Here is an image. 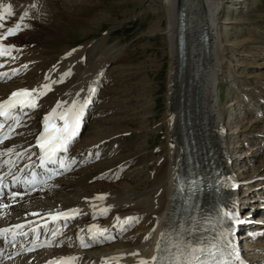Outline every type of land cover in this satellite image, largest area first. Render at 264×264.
I'll list each match as a JSON object with an SVG mask.
<instances>
[{
	"label": "bare ground",
	"instance_id": "1",
	"mask_svg": "<svg viewBox=\"0 0 264 264\" xmlns=\"http://www.w3.org/2000/svg\"><path fill=\"white\" fill-rule=\"evenodd\" d=\"M11 1L12 3L6 2L7 4L5 1L3 2L5 7L4 9L0 8V13H5L4 10L11 6L12 14L15 15L17 13L13 8L15 5L21 9L23 15L27 12L31 19L28 22H23L9 17L7 20L0 21V23L8 25L5 29L13 28L17 23H20L21 28L24 26V30H31L34 29L33 22L38 21L36 23L38 26L49 29L48 37L50 38L40 40V45L33 48H31L32 46L28 47L29 45L14 48L15 46L10 43L11 39L8 37L0 41L3 45L14 48L10 56L0 59V63L6 61V68L10 69L8 75L12 76L8 80V76L5 77V80L4 77L0 78V101L7 99L15 89L20 87L32 90L38 89L44 84H50L51 91L42 96L38 101L39 107L35 111L23 116L21 127L15 132L14 137L6 145L0 147V153H4L0 155V165L6 160H10L11 163L14 160L20 163V165L17 164V167L22 165L21 160L16 157V152L33 146L39 132L38 125L41 117L51 112L57 102H66L64 103L66 108L73 101L83 103L84 100L90 99L91 104L86 107L87 114L84 116V125L88 124V121L91 123L88 131L72 152V158L82 162L81 164H85L84 166L53 180L36 192L14 200L8 198L0 201V204L8 205L6 208H0V226L14 218L24 220L38 216L48 218L50 214L56 215L78 209L79 214L74 218H61L64 223H69L70 226L67 229L59 230L54 239L52 236L48 238L45 235L36 240L38 244L53 240L57 243L61 242L62 245L58 247L53 242L55 246L51 248H44L37 254L26 255L22 259L3 261L2 264H37L59 255H80L88 262H106L110 257H120L118 264H139L140 260L151 262L152 257L157 255V245L161 241V234L165 235L179 217L180 200L176 195L173 179L174 174L179 171L176 166L183 163L181 159L182 134L178 121V111L183 103L180 101L182 88H184V104L186 108H189L188 114L191 116L190 125L198 139V154L203 155V148L211 149L216 165L224 174L225 191L222 198L226 205L231 208L235 204L239 211L246 209L247 205L251 206V209L245 211L243 217L250 216L252 212L254 214L262 212L257 215L255 222L264 221V213L260 210L264 208L262 200L264 199V159L257 160L258 156L262 157L264 138L261 133L252 134L262 119L253 117L249 120L226 122V108L238 105L239 101L230 103L228 107L220 106L221 86L226 79L223 69L226 54L220 36L222 27L220 15L224 13L223 3L225 0H158L164 6L167 18V25L163 33L166 34L168 40L172 63L168 75L167 106L161 121L164 127L163 136L153 151L150 149L151 152L146 153H140L146 149L143 140L134 142L136 151L133 150L132 144H129L131 148L121 144V141L125 139L122 133L127 132L125 137L129 134L128 131L135 133V129L129 126L133 117L115 116L103 119L102 115L105 112L103 107L100 108L98 105V109L93 114L90 110L94 102L99 101L103 96L99 93L103 83L102 77L108 66L121 57L120 49L110 46L109 49H104L106 45L101 46L90 40L84 41L78 46L64 45L58 48L56 53H50L46 47L49 43L53 44L57 41V37H60L59 35L62 33L66 34L75 29L79 32L86 30L84 27L87 22H83L82 25L77 24L79 27H76L72 24L69 25L64 16L48 19L49 17H46L50 14L48 9L44 11L39 5L34 6V0L22 3H20L21 0ZM237 1L239 5L247 4V14L245 13L243 20L234 22L248 23L256 8L249 0ZM3 3L0 1V7ZM20 4H24V7H21ZM181 5L186 9L189 47L185 71L179 78L177 76V31L178 11ZM231 21L229 20V22ZM203 24L206 25L209 35L207 48H204L199 40ZM29 32L31 36L36 33ZM2 34L3 28H0V35ZM76 36L78 34H75ZM54 57L59 59L57 67H53L55 64L50 66V61ZM16 67H18V74L13 75L12 72ZM4 70L5 67L0 68V71ZM61 79H63L62 83H53ZM90 89H95V92H91ZM196 103L199 107L198 113H200L198 115L196 114ZM92 116H95L93 120H91ZM234 122L237 124L231 128L230 125ZM109 123H113V125L111 126ZM228 128L231 129L233 135L253 142L247 150H240L239 157L233 156L234 152L230 147L233 136L229 134ZM147 132L146 141L148 143L151 134H160L159 129ZM202 138L204 143L201 142ZM9 149L14 151L8 152ZM123 150H129L130 155L121 154ZM133 154L134 157L144 155L142 157L144 162H148L150 173L147 180L140 179L142 177L139 175L142 162L130 170L127 169L126 180L116 181L114 175L109 173L108 167L121 161H124L123 165H125L130 162L131 157L128 158V156ZM242 162L244 164L240 166ZM130 178L131 180H129ZM257 187H259L258 190ZM101 196L104 198L96 199ZM209 203L210 197L206 196L198 219L199 225L204 223L209 212ZM128 217L136 219L130 225H124L128 231L117 242L105 246H94L92 240L87 239V236L82 233V230L91 224L115 232L121 227V222ZM243 217L240 218L243 220ZM117 218H119V222ZM149 221L151 222L149 223ZM243 221H245L243 224L250 223L248 218ZM243 224L235 225L234 229H241ZM135 225L138 226L134 229ZM254 228H264V224ZM141 231L140 238L136 240L137 233ZM80 237H83L90 246L81 247ZM252 246L255 249L247 254L246 264H264V239L253 242ZM134 253H138V255H133ZM110 263L117 264L116 261H110Z\"/></svg>",
	"mask_w": 264,
	"mask_h": 264
},
{
	"label": "rangeland",
	"instance_id": "2",
	"mask_svg": "<svg viewBox=\"0 0 264 264\" xmlns=\"http://www.w3.org/2000/svg\"><path fill=\"white\" fill-rule=\"evenodd\" d=\"M4 1L5 3H12L11 0ZM24 1L29 0H21L20 3ZM34 1V6L39 5L44 11L48 9L50 12L46 15L49 17L48 19L64 16L69 25L72 24L76 27H79L77 24L82 25L83 22H87L84 27L86 30H81L83 32L75 29L66 34L62 33L59 35L60 37H57V41L53 44L49 43L46 47L50 53H56L58 48L64 45L78 46L80 43L90 40L101 46L106 45L105 48L103 47L104 49L110 47L120 49L122 59L120 57L118 61L110 64L106 69L99 92L103 96L100 97L99 101L94 102L95 106L90 110L93 114L99 106L100 108L103 107L105 110L102 115L103 119L115 116L133 117L129 126L135 129V133L128 131L129 134L126 137L127 132L122 133L125 139L121 141V144L127 148H131L129 144H132L133 150L136 151L134 142L143 140L146 149L140 153L153 151L164 132L161 121L167 106L168 75L172 63L168 40L166 34L163 33L167 25L163 4L158 0ZM237 2V0H225L223 3L224 13L220 15L222 22L220 28L221 43L224 45L226 54V62L223 68L226 79L221 86L220 106L228 107L230 103L239 101L238 105L226 108V122L249 120L253 117L261 118L262 122L252 131V134L261 133L262 138H264V0H249L256 10L251 14V20L248 23L234 22L243 20L247 14V4L239 5ZM5 3L1 5V8H4ZM20 5L24 7V4ZM14 6L13 8L18 14H11V16L6 14L5 20L9 17L17 21L21 20L23 13L18 6ZM30 19L31 16L27 15L23 22H28ZM229 20L232 21L229 22ZM37 22H33L34 29L24 30L23 26L22 30L16 33L17 35L8 36L11 39L10 43L15 46L14 48L28 45V47L32 46L31 48L38 47L40 40L50 38L48 37L49 29L38 26ZM30 24L32 25V22ZM6 27L8 25L4 24L3 33L7 31ZM29 31L36 33L31 36ZM54 34L57 36L55 31ZM75 34L78 36L75 37ZM80 34L86 36L82 37ZM12 47L11 49L14 50ZM50 62V66L55 64L53 67H57L59 59L54 57ZM93 117L95 116H92L91 120ZM90 123L91 121H88L86 124L78 143L88 131ZM109 124L113 125V123ZM236 124L237 122H234L230 127L233 128ZM154 129H159L160 134H151L148 143L146 141L147 131ZM230 130L228 128L229 134L233 136L230 147L234 152H232L233 156H236V153L239 157L240 150H247L253 142L252 140L245 141L242 139L243 137L233 135ZM263 146L264 143L262 144V157L258 156L257 160L264 159ZM121 154L130 155L129 150H123ZM130 157V162L125 165H123L124 161H121L110 166L111 169L108 167L109 173H112L114 178L119 177L115 179L116 181L123 182L127 179L125 173L136 164L143 162L139 175L142 176L140 179L147 180L150 173L147 166L148 162H144L142 157H134V154L128 156V158ZM243 164V162L240 163V166ZM120 167L123 168L120 169ZM116 173L118 175L115 177ZM258 188L256 189L258 190ZM137 226L135 225L134 229ZM141 234L142 231L137 233L136 240L140 238Z\"/></svg>",
	"mask_w": 264,
	"mask_h": 264
},
{
	"label": "snow or ice",
	"instance_id": "3",
	"mask_svg": "<svg viewBox=\"0 0 264 264\" xmlns=\"http://www.w3.org/2000/svg\"><path fill=\"white\" fill-rule=\"evenodd\" d=\"M5 13L12 14L11 6L6 8ZM27 16V12L21 16V21ZM5 14L0 13V21L5 20ZM4 24L0 23V28H3ZM22 30L21 24L17 23L13 28H8L5 33L0 35V41L6 39L8 36L15 35L18 31ZM11 47H6L3 43H0V57L10 56ZM3 67V65H0ZM26 67V66H25ZM13 75L18 74V70H13ZM8 76V73H0V78ZM63 82L54 81L53 83ZM48 91H51L50 84H44L38 89H20L3 102H0V117L5 120H12L15 126H20V121L23 116L27 115L26 109L34 111L39 107L38 101L42 96L46 95ZM91 92H95V89H90ZM66 102H57L56 106L48 113L43 119V131L40 133L37 139V147L40 149V167L46 168L48 164H59L61 168L69 170L71 163L74 161H67L66 158L61 157V153H67L70 146L75 142L80 133L82 119L84 116L85 108L90 103V99H86L83 103L79 101H73L69 107H64ZM58 121H62V124H57ZM4 124L0 122V143H3L5 139L10 138V134L14 131L13 126H9L8 132H3ZM14 150L9 149L8 152ZM4 153H0L3 155ZM6 163H11L6 162ZM27 167V166H26ZM35 173L32 174V180L26 181L27 184H35ZM18 179V178H17ZM3 178L0 177V189L3 188ZM235 187V185H232ZM3 196V192L0 191V197ZM16 194H11V198L14 200ZM104 197H97L96 199H103ZM8 205L0 204V208H6ZM79 214L78 209H72L68 212L57 213L52 216L53 220H59L61 218L69 219L74 218ZM38 215V214H37ZM51 215V214H50ZM136 218L128 217L121 222V230H124V225H130ZM119 222V218H117ZM238 213L237 207L234 204L227 210L221 209L218 215L217 223L221 226L222 231L219 233V239L216 243L210 247H195L192 244L179 242H170L161 247L164 244V234H161V241L157 245V255L152 257L151 262L146 260H140L139 264H244L239 256V252L235 245L232 243L230 237L234 232L235 225L244 223ZM24 225H16V229H22ZM92 226L89 231L92 232L91 239L93 241L98 239V236H104L107 229L98 230L93 232ZM12 232L13 237L17 234L12 229H0V238H6V234ZM33 233L36 235V240H39V232L37 229H33ZM20 235L27 236L28 233L21 232ZM57 235V231L52 232L53 239ZM109 238L110 237H106ZM53 244V240H48L45 243L37 244L33 242V248L35 247H50ZM81 247H89L90 244L85 241L83 237H80ZM175 250V251H174ZM167 253V256L161 255V253ZM133 255H138L134 253ZM204 257V258H202ZM79 257H62L59 261H51L50 264H78ZM120 257H110L105 262L109 264L110 261H116L118 264Z\"/></svg>",
	"mask_w": 264,
	"mask_h": 264
},
{
	"label": "water",
	"instance_id": "4",
	"mask_svg": "<svg viewBox=\"0 0 264 264\" xmlns=\"http://www.w3.org/2000/svg\"><path fill=\"white\" fill-rule=\"evenodd\" d=\"M181 18L186 21V9L182 6L181 7ZM185 28V27H184ZM204 34L206 36V39L208 38V34H207V27L206 25H204ZM186 44L184 42H182V47H181V71L183 69V65L186 63L187 60V51H186Z\"/></svg>",
	"mask_w": 264,
	"mask_h": 264
}]
</instances>
